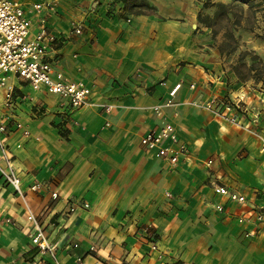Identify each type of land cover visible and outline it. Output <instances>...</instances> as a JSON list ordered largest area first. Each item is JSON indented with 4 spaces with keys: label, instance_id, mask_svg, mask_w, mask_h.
Instances as JSON below:
<instances>
[{
    "label": "crops",
    "instance_id": "0c3cea01",
    "mask_svg": "<svg viewBox=\"0 0 264 264\" xmlns=\"http://www.w3.org/2000/svg\"><path fill=\"white\" fill-rule=\"evenodd\" d=\"M20 2L30 12L33 4ZM151 3L156 13L133 15L130 23L122 18L123 0L60 1L48 15V29L59 36L51 61L91 88L89 105L72 108L15 76L10 106L0 90L6 147L25 193L0 176V264H55L32 244L29 210L57 245L61 264H264V223L239 222L264 210V152L260 135L249 131L260 126L263 133L264 105L240 111L242 127L196 107L222 99V77L207 68L204 54L182 45L187 32L179 29L193 18ZM29 15L34 34L39 16ZM179 83L166 114L179 113L177 134L191 155L174 165L141 140L161 124L153 106ZM37 182L41 189L32 191ZM216 184L245 195L247 205L229 203Z\"/></svg>",
    "mask_w": 264,
    "mask_h": 264
},
{
    "label": "built area",
    "instance_id": "2783aa9c",
    "mask_svg": "<svg viewBox=\"0 0 264 264\" xmlns=\"http://www.w3.org/2000/svg\"><path fill=\"white\" fill-rule=\"evenodd\" d=\"M55 11L51 2H41L32 5L28 12L19 0H0V90H6L5 103L10 106L13 99L15 87L10 83L12 76L24 79L31 83L35 89H46L49 93L59 95L67 100L72 108L79 109L90 104L92 95L91 88L84 81H76L68 77L64 72L57 71L51 61L50 50L58 44L59 36L48 29V15ZM39 16L38 30L33 34V19L29 14ZM76 34L82 33L81 25L74 28ZM182 84L179 83L170 92V97L163 103L153 106L155 115L161 120L158 128L149 131L141 140L142 145L153 152L158 158L169 160L177 165L181 158L187 157L188 147L181 142L178 137L175 122L179 117L178 112H173L170 117L166 114V109L176 105L175 98ZM191 87H194L193 85ZM243 101L241 96L238 100L224 102L222 100H212L204 104V108L219 118L226 119L232 124L242 123L240 111L244 110L240 105ZM264 104V100L262 99ZM106 112H111L112 105H102ZM264 116V112L262 113ZM259 111L255 119L260 120ZM264 120V117L262 118ZM245 125V124H244ZM20 123L17 127H21ZM8 134L6 124L0 122V176L6 183L13 187L15 192L24 198L25 193L22 189V179L18 175L12 156L9 154L5 141ZM25 134H29L25 131ZM260 135L261 149L264 152V131ZM211 165L212 161H208ZM40 182L30 186L32 191L41 189ZM214 190L217 194L225 196L229 203H237L242 206L247 205L245 195L231 190L225 185L216 184ZM57 192L53 193V198H57ZM85 203L83 207L88 208ZM217 211L224 212L226 207L223 204L216 206ZM76 206L70 208L74 212ZM247 215L239 218L241 223H264V210H252ZM28 220L33 225V232L30 235L32 244L39 249L42 254H50L55 264H61L57 254V245L51 242L49 234L39 217L33 212H28ZM10 222V219L7 220ZM77 246V245H75ZM156 248V246H154ZM95 248L92 247V250Z\"/></svg>",
    "mask_w": 264,
    "mask_h": 264
},
{
    "label": "rangeland",
    "instance_id": "374dc122",
    "mask_svg": "<svg viewBox=\"0 0 264 264\" xmlns=\"http://www.w3.org/2000/svg\"><path fill=\"white\" fill-rule=\"evenodd\" d=\"M20 1L34 4L41 0ZM60 1L67 0L49 2L57 9ZM151 2L170 5L182 18H193L192 25L179 29L187 32L182 45L190 53L195 47L204 54L207 68L222 77V101L232 102L242 96L240 105L251 113L264 105V0H123L122 18L130 23L133 15L156 13ZM193 104L203 108L204 102ZM249 129L262 133L260 126Z\"/></svg>",
    "mask_w": 264,
    "mask_h": 264
},
{
    "label": "trees",
    "instance_id": "16d2710c",
    "mask_svg": "<svg viewBox=\"0 0 264 264\" xmlns=\"http://www.w3.org/2000/svg\"><path fill=\"white\" fill-rule=\"evenodd\" d=\"M202 21V20H201ZM203 22V21H202Z\"/></svg>",
    "mask_w": 264,
    "mask_h": 264
}]
</instances>
